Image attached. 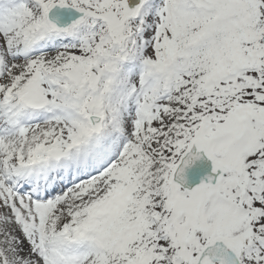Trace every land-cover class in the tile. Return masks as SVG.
<instances>
[{"label":"snow or ice","instance_id":"obj_1","mask_svg":"<svg viewBox=\"0 0 264 264\" xmlns=\"http://www.w3.org/2000/svg\"><path fill=\"white\" fill-rule=\"evenodd\" d=\"M0 264H264V0H0Z\"/></svg>","mask_w":264,"mask_h":264}]
</instances>
